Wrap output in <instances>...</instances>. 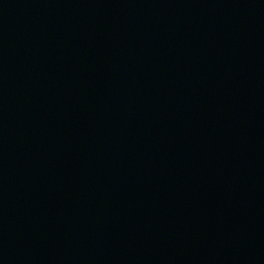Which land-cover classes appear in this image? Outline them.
I'll return each mask as SVG.
<instances>
[{
    "label": "water",
    "instance_id": "obj_1",
    "mask_svg": "<svg viewBox=\"0 0 264 264\" xmlns=\"http://www.w3.org/2000/svg\"><path fill=\"white\" fill-rule=\"evenodd\" d=\"M0 264H264V0H0Z\"/></svg>",
    "mask_w": 264,
    "mask_h": 264
}]
</instances>
